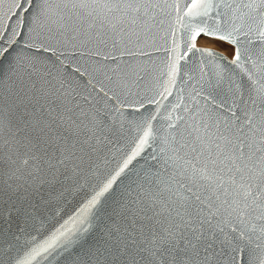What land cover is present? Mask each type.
I'll return each instance as SVG.
<instances>
[{"label":"snow or ice","instance_id":"6c2138e0","mask_svg":"<svg viewBox=\"0 0 264 264\" xmlns=\"http://www.w3.org/2000/svg\"><path fill=\"white\" fill-rule=\"evenodd\" d=\"M153 50L164 99L205 58L161 127ZM5 61L0 264H264V0H12Z\"/></svg>","mask_w":264,"mask_h":264},{"label":"water","instance_id":"95a60500","mask_svg":"<svg viewBox=\"0 0 264 264\" xmlns=\"http://www.w3.org/2000/svg\"><path fill=\"white\" fill-rule=\"evenodd\" d=\"M12 0H5V3L3 5V8H0V15H3L5 12H7L8 7L10 6ZM188 0H180V3L183 5L184 3H187ZM13 27H15V24H13ZM166 30V29H165ZM162 35V33H161ZM171 46L170 41L168 43H165V40L161 39L159 36L157 38V47H169ZM18 49L23 48V43H20L18 46ZM167 55L163 52H155L153 50V56L152 60L155 62L154 64H150V67L153 68L152 71V77H155L156 79H152L151 77L146 80L141 88L139 89L142 96L146 98H151L153 96H156V99L160 100V106L157 108L156 105H148L146 111L147 112H153V111H159L160 116L158 117V121L155 122L156 127H161L165 124V118L170 114H185L181 112V109L175 108L178 102V97L183 99V103H189L188 101V94L192 92L193 87L196 85V77L200 72V66L201 61L205 58H202L197 53H189L187 54L186 61L180 62L181 67V74L187 73L185 76V79L182 81L180 77H177L176 80V87L173 88V95L168 96L166 99L156 95V90L159 88V80H160V73L165 70V63L167 61ZM205 71L207 72L208 69L206 68ZM235 71H239L236 69ZM188 77H192L191 80L188 79ZM0 78H2L5 81V87L7 86L8 82V71H7V62L5 61L4 64L0 65ZM79 79V78H77ZM83 83V81H81ZM184 89V91L181 93L178 90ZM111 95V93H110ZM100 102L103 104L105 103V98L101 97ZM107 105L109 108L112 107V102L107 101ZM175 108V112L173 111ZM125 115H136V113L131 112V110L128 108V105H125ZM141 111H145L142 109ZM130 118V116H129ZM137 133L135 128L126 130V136L123 139V143L121 144V147H130L132 141L135 139ZM154 151V149H148L146 150L147 155L145 156V159H147V156L151 155V152ZM140 163H143V160L140 161ZM80 196H70L68 198V203L64 209V212L62 213L61 217H56L51 220V223H49V228L53 223L57 222H63V219H66L69 215L73 213L75 208L78 206V203L80 201ZM49 216H51V213H48ZM34 235H38V238L43 239L46 235V231H42L41 233H33ZM31 236H23L21 237V243H23L25 240H30ZM24 254V250L21 249V255ZM44 264H67V261L64 260L63 256L57 257L56 259H52L50 262L45 261Z\"/></svg>","mask_w":264,"mask_h":264}]
</instances>
